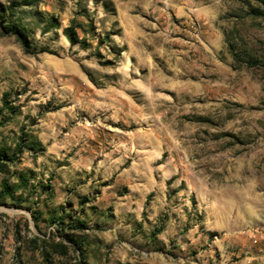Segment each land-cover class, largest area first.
<instances>
[{"label":"rangeland","instance_id":"obj_1","mask_svg":"<svg viewBox=\"0 0 264 264\" xmlns=\"http://www.w3.org/2000/svg\"><path fill=\"white\" fill-rule=\"evenodd\" d=\"M0 264H264V0H0Z\"/></svg>","mask_w":264,"mask_h":264},{"label":"trees","instance_id":"obj_2","mask_svg":"<svg viewBox=\"0 0 264 264\" xmlns=\"http://www.w3.org/2000/svg\"><path fill=\"white\" fill-rule=\"evenodd\" d=\"M65 35L67 36V38L69 39V41H71L72 43L74 41H76V38L74 37V30L71 26L67 27L65 29Z\"/></svg>","mask_w":264,"mask_h":264}]
</instances>
